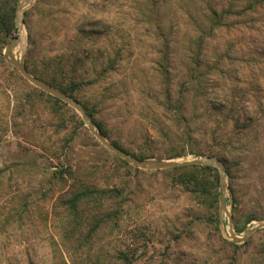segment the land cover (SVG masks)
<instances>
[{
    "label": "rangeland",
    "instance_id": "1",
    "mask_svg": "<svg viewBox=\"0 0 264 264\" xmlns=\"http://www.w3.org/2000/svg\"><path fill=\"white\" fill-rule=\"evenodd\" d=\"M18 5L24 31L0 56V264H264V0ZM8 55L77 83L73 95L133 152L219 159L226 211L221 192L197 199L168 169L124 162ZM80 184L94 193L73 208ZM228 212L257 215L236 237L254 232L236 241Z\"/></svg>",
    "mask_w": 264,
    "mask_h": 264
},
{
    "label": "trees",
    "instance_id": "2",
    "mask_svg": "<svg viewBox=\"0 0 264 264\" xmlns=\"http://www.w3.org/2000/svg\"><path fill=\"white\" fill-rule=\"evenodd\" d=\"M18 0H0V56H2V50L8 44L11 37H14V33L17 30L16 25V10H17ZM27 14V13H25ZM26 68L33 75L47 81L51 85L59 88L60 90L73 95V91L78 86L75 82L63 83L58 81L56 76L53 75L50 78H45L43 75L37 72L35 68H31L28 63H25ZM14 69H16L14 67ZM40 94L45 96L50 102H52L53 110L55 112L60 111L61 105H66L62 99L39 89ZM80 101L77 97H75ZM81 102V101H80ZM82 103V102H81ZM86 108L87 112L94 120L100 131L115 145L122 148L123 150L137 156L140 159H148L153 157V155L144 154L141 152H133L125 148L118 141L111 139L110 132L107 129L105 123L102 120H98L95 116L94 111L89 108L86 104L82 103ZM78 117L79 123L84 124V121L79 118V114L75 112ZM180 155V154H179ZM178 154L176 156H179ZM119 156V155H118ZM122 158L121 156H119ZM175 157L174 155L170 158ZM123 159V158H122ZM124 162L129 163L127 160L123 159ZM169 170L172 180L175 185H181L187 192L195 196L197 199L211 201L213 203L218 202L220 198V174L215 166L211 165H183L172 168H166ZM227 174L230 175L229 169ZM94 193V188H90L83 184L75 186V190L72 197L69 199L71 207L77 208L80 203L88 201V198ZM254 219H258L255 214H248V216L243 219H237V216L233 215L234 227L237 233L244 231L246 225L252 222Z\"/></svg>",
    "mask_w": 264,
    "mask_h": 264
},
{
    "label": "water",
    "instance_id": "3",
    "mask_svg": "<svg viewBox=\"0 0 264 264\" xmlns=\"http://www.w3.org/2000/svg\"><path fill=\"white\" fill-rule=\"evenodd\" d=\"M19 10L20 6H17L16 10V25L19 28V20H21V23L24 25L23 16L22 18H19ZM23 14V12H22ZM19 42V37L17 36L14 40V43ZM12 44H9V47H11ZM7 59L15 66L19 72L30 82L41 88L42 90L46 91L47 93H50L63 101L67 102L69 105H71L73 108L76 109V111L82 116L85 123L88 125L91 133L100 141L102 142L106 147L111 149L113 152L121 156L123 159L127 160L128 162L145 169H164V168H172L177 166H183V165H212L219 169L220 171V182H221V207L226 211V192L228 190V183H227V170L224 166V164L217 158H211V157H204L197 160H187V161H175V160H154V159H140L137 156L123 150L122 148L115 145L113 142H111L98 128L94 120L91 118L89 113L87 112L86 108L73 96L70 94L60 90L59 88L51 85L47 81L33 75L28 71L26 68V65L17 60L12 55L6 56ZM227 215L229 216V222H230V233L233 236V238L236 241H243L248 236H250L255 228H248L243 237L239 238L236 237L237 232L234 230L233 227V220L232 215L228 212ZM262 226H264V222L262 223Z\"/></svg>",
    "mask_w": 264,
    "mask_h": 264
},
{
    "label": "bare ground",
    "instance_id": "4",
    "mask_svg": "<svg viewBox=\"0 0 264 264\" xmlns=\"http://www.w3.org/2000/svg\"><path fill=\"white\" fill-rule=\"evenodd\" d=\"M19 18H22V11L20 10L19 13ZM19 24H20V32L22 33L24 31V25L21 23V20H19Z\"/></svg>",
    "mask_w": 264,
    "mask_h": 264
},
{
    "label": "built area",
    "instance_id": "5",
    "mask_svg": "<svg viewBox=\"0 0 264 264\" xmlns=\"http://www.w3.org/2000/svg\"><path fill=\"white\" fill-rule=\"evenodd\" d=\"M54 169H56V167H54Z\"/></svg>",
    "mask_w": 264,
    "mask_h": 264
}]
</instances>
